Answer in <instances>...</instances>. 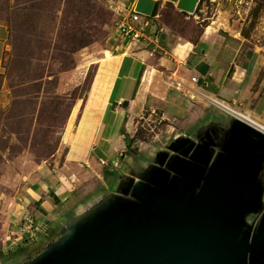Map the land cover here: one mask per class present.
<instances>
[{"label":"rangeland","instance_id":"374dc122","mask_svg":"<svg viewBox=\"0 0 264 264\" xmlns=\"http://www.w3.org/2000/svg\"><path fill=\"white\" fill-rule=\"evenodd\" d=\"M129 1L0 0V23L11 30L0 74V264H24L46 250L78 213L144 176L176 139L194 140L204 128L218 122L227 127L233 118L214 100L194 94L189 113L180 121L165 119L162 107L155 113L149 109L138 119L134 139L117 167L110 158L105 171L113 176L101 170L97 174L88 165L84 166L89 173L65 166V130L70 121L68 135L74 132L95 75L94 62L110 48L119 14ZM162 19L177 36L190 41H197L204 27L212 24L256 39L264 25V0H203L190 18L165 5ZM238 110L245 112L234 111ZM59 168V176L72 182L71 196L57 201L50 228L38 226L42 217L34 216L39 204L31 190H36L44 169ZM28 219L33 228L21 237ZM259 219L252 216L249 222ZM30 235L37 240L28 242Z\"/></svg>","mask_w":264,"mask_h":264},{"label":"water","instance_id":"95a60500","mask_svg":"<svg viewBox=\"0 0 264 264\" xmlns=\"http://www.w3.org/2000/svg\"><path fill=\"white\" fill-rule=\"evenodd\" d=\"M204 138L176 139L24 264H264V133L233 117Z\"/></svg>","mask_w":264,"mask_h":264},{"label":"crops","instance_id":"0c3cea01","mask_svg":"<svg viewBox=\"0 0 264 264\" xmlns=\"http://www.w3.org/2000/svg\"><path fill=\"white\" fill-rule=\"evenodd\" d=\"M135 2L137 11L150 20L144 34L152 42L133 46L116 28L110 48L94 62L95 75L77 114L74 132L68 135L70 121L65 130L62 143L68 149L67 168L106 174L110 158L118 163L127 151L139 118L149 109L155 113L162 107L165 119L180 121L182 114L189 113L194 94L230 109L244 110L264 122V25L256 39L230 26L212 24L204 27L197 41H190L171 30L162 19V10L171 5L190 18L203 0ZM10 40L9 26L0 23V74L5 69ZM151 52L154 57H150ZM61 169H44L36 190H31L30 195L39 204L34 216L42 217L38 226L50 228L56 220L51 212L59 208L57 201L65 202L71 196L72 182L59 176Z\"/></svg>","mask_w":264,"mask_h":264},{"label":"built area","instance_id":"2783aa9c","mask_svg":"<svg viewBox=\"0 0 264 264\" xmlns=\"http://www.w3.org/2000/svg\"><path fill=\"white\" fill-rule=\"evenodd\" d=\"M150 25L149 18L143 17L136 7L135 0H132L129 4L124 6L122 12L119 14V19L117 21V29L124 40H128L133 46H138L141 43H151L152 41L148 39L144 34V29ZM156 41V40H155ZM150 57H154V52L150 53ZM193 83L197 82L196 78L192 79ZM179 87V85H178ZM259 121V120H258ZM261 122V121H260ZM264 123V122H262ZM106 165V162H102ZM115 167L118 166L117 161L114 163ZM29 226L22 231L21 237L27 236L32 230V220H27Z\"/></svg>","mask_w":264,"mask_h":264},{"label":"bare ground","instance_id":"6f19581e","mask_svg":"<svg viewBox=\"0 0 264 264\" xmlns=\"http://www.w3.org/2000/svg\"><path fill=\"white\" fill-rule=\"evenodd\" d=\"M214 104L216 107H219V109L227 115H231L233 117L239 118L245 122H247L248 124L252 125L253 127L257 128L258 130L262 131L264 133V123L257 121L255 118H253V116L245 114V113H241L239 111H234L231 110L230 108L225 107L224 105L220 104L219 102H215Z\"/></svg>","mask_w":264,"mask_h":264},{"label":"flooded vegetation","instance_id":"af4514ba","mask_svg":"<svg viewBox=\"0 0 264 264\" xmlns=\"http://www.w3.org/2000/svg\"><path fill=\"white\" fill-rule=\"evenodd\" d=\"M210 128H212L213 130V136H214V139L219 142L223 135H224V131H225V126H223L221 123H216L214 126H210ZM209 127L208 128H204L196 137L194 140H197L199 141V138L201 139H205V133H206V130L210 129Z\"/></svg>","mask_w":264,"mask_h":264},{"label":"trees","instance_id":"16d2710c","mask_svg":"<svg viewBox=\"0 0 264 264\" xmlns=\"http://www.w3.org/2000/svg\"><path fill=\"white\" fill-rule=\"evenodd\" d=\"M87 5L89 6V4H87ZM169 6H171V5H169ZM97 7H98V6H97ZM97 7H96V8H97ZM171 7L174 9L173 6H171ZM174 10H175V9H174ZM177 14L180 15V16L188 17V15H187V14H184V13H179V12H177ZM106 174L109 176V173H106ZM110 175H111V174H110ZM16 251H17V250H15L14 253H15Z\"/></svg>","mask_w":264,"mask_h":264}]
</instances>
